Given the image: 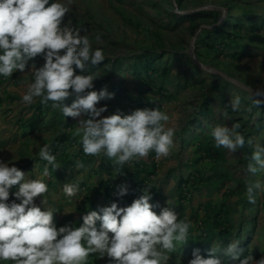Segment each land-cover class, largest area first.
Instances as JSON below:
<instances>
[{
    "label": "rangeland",
    "instance_id": "374dc122",
    "mask_svg": "<svg viewBox=\"0 0 264 264\" xmlns=\"http://www.w3.org/2000/svg\"><path fill=\"white\" fill-rule=\"evenodd\" d=\"M69 18L86 30L81 35L89 36L94 49L99 47L105 53L101 65L88 66L89 72L101 76L94 81V90L106 87L113 93L104 81L109 74L115 84L125 87L141 102L130 103L114 94V98L97 105L107 106L102 115L117 110L129 114L146 108L150 101L148 106L166 112L170 116L168 126L176 129L175 146L168 157L157 159L150 152L140 159L142 176L148 177L147 182L153 186L150 202L159 204L154 210L159 213L168 202L180 219L190 220L193 225L194 235L173 254L169 264H179L180 260L187 264L194 248L206 256L212 244L223 247L233 240L241 242L245 255L253 254L256 259L264 256V190H254L255 203H249L246 196L248 180L259 181L264 188V172L246 171L254 144L264 146V27L256 26L264 23V0H72L65 22ZM236 23L240 27L232 32ZM217 27L224 30L225 42L215 46L209 35ZM225 31L232 35L227 36ZM234 51L241 57L231 56ZM141 54L156 60L159 67L153 76L157 86L171 96L157 88L147 94L141 92L145 76L137 62ZM33 63L38 68L44 61L38 57L29 62L25 73L17 71L11 77H0V159L15 163L30 178L43 179L48 184L45 205L41 204L42 197L35 202L42 209L54 210L58 227L69 223L79 226L86 212L113 202L121 207L130 205L142 194L133 184L136 161L132 168L125 165L121 173H116L106 157L79 158L76 153L82 147L79 137L74 136L76 120L63 117L51 106L37 113L39 100L31 106L21 102L32 78L29 70ZM236 96L240 97L241 107L233 112L229 102ZM226 107L227 118L222 114ZM233 117L245 119L240 128L246 148L236 152L217 147L210 135L218 124H235ZM61 135L66 137L67 161L54 154L60 168L53 170L38 153L43 145H51ZM198 141L204 143L200 153L196 151ZM210 147L218 151L216 159L200 158L199 154L210 153ZM77 161L85 167L76 168ZM154 163L156 172L148 176ZM45 166L49 167L50 177L43 176ZM197 170L202 172V182L192 189L190 198L181 199L179 181ZM64 183L80 185V192L71 200L62 192ZM121 185L128 188L123 197L117 195ZM223 205L229 207L230 226L214 224V213ZM243 216L251 221L242 223ZM205 220L209 225L203 229ZM90 259L93 264H108L107 257Z\"/></svg>",
    "mask_w": 264,
    "mask_h": 264
},
{
    "label": "clouds",
    "instance_id": "9594fccd",
    "mask_svg": "<svg viewBox=\"0 0 264 264\" xmlns=\"http://www.w3.org/2000/svg\"><path fill=\"white\" fill-rule=\"evenodd\" d=\"M71 5L72 0H0V76L25 73L30 61L42 58V66L31 65L32 78L21 102L31 106L39 100L63 117L76 120L74 136L79 137L84 155L106 157L116 173L125 165L132 168L133 162L150 152L157 159L168 157L175 146L176 129L168 126L170 116L159 107L102 115L107 106L97 105L114 98V93L106 87L94 90V81L101 76L89 72L88 66L101 65L105 53L93 48L87 34L81 35L86 33L83 27L74 25L70 18L65 22ZM229 106L233 112L239 111L240 97L230 100ZM222 114L228 117L227 107ZM239 127L238 123L231 127L218 124L210 135L217 147L236 152L245 145ZM38 155L53 170L60 168L49 144L43 145ZM48 166L43 169L44 177L51 175ZM84 167L83 162H76V168ZM246 171L264 172V146L260 143L254 144ZM152 188L145 185L128 206L113 202L86 212L79 226L69 223L58 227L54 210L42 209L35 202L42 197L45 205L48 184L0 159V264H93L92 257H107L108 264H169L173 254L194 235L193 225L180 219L168 202L157 213L154 209L159 204L150 202ZM255 189L264 190L259 181H246L249 203H255ZM62 192L71 200L80 192V185L64 183ZM127 193L126 185L119 186V197ZM10 197H14L11 202ZM206 253L194 248L187 264H264V256L256 259L253 254L245 255L239 240L223 247L212 244Z\"/></svg>",
    "mask_w": 264,
    "mask_h": 264
},
{
    "label": "trees",
    "instance_id": "16d2710c",
    "mask_svg": "<svg viewBox=\"0 0 264 264\" xmlns=\"http://www.w3.org/2000/svg\"><path fill=\"white\" fill-rule=\"evenodd\" d=\"M258 28H262L264 27V23H261L260 25H256ZM240 27V24H235L233 27V31L234 29H238ZM224 32V30L221 27H217L215 29H213V34L209 35L210 37V42L211 45H218L220 43H224V34H222ZM227 32V36H231L232 33L230 31H225ZM231 56H233L234 58H240L241 57V53H238L237 51H234L231 53ZM138 60L137 62H140V69L144 72L145 76L142 77L141 79V92L143 94H147L148 92L154 91L156 88L158 89V91L160 93H162L163 95H170L169 91H167L166 89L162 88V87H158L157 83L155 81V78L153 76V73L158 69L159 65L156 62L155 59H153V56H149V54H141L138 55ZM3 77V76H0ZM104 81L106 82L107 86L112 90V92L118 96L121 99H125L130 103H136V104H141V102L137 99H135L128 91L125 87H123L122 85H117L115 84L111 78L109 74L105 75ZM206 103L208 104V100H205ZM204 101V104H206ZM148 104H151L150 101L147 102L146 108H153L151 106H148ZM204 104H202L204 106ZM200 105V106H202ZM50 106V104L48 106L39 104L38 105V111L37 113H41L44 110L48 109ZM206 105L205 108L206 109ZM203 109V107H201ZM33 120V119H31ZM233 122L236 124L238 123L240 126H242L245 123V119L242 117H233ZM259 129V127H258ZM238 131L241 133L243 131V129H241L240 127L238 128ZM257 129L254 130V132H256ZM206 137V136H204ZM246 140V139H245ZM66 137L65 136H59L58 138L55 139V142L52 143L51 146V152L52 154H58L60 156H62V160L63 162L67 161V151H66ZM210 142V140H209ZM204 143H202L201 141H198L197 147H196V151L198 153H200V150L203 148ZM245 147V146H244ZM246 148V147H245ZM210 153H205L204 155L199 154L200 158H204V157H213V159H216L217 155H218V151L215 150L213 147H210ZM77 156H79V158H85V155L82 151V149H79L78 152L76 153ZM142 161L138 160L136 161V168L137 170L132 174L133 176V180H134V186L136 187V189L140 192H142L141 190L144 188L145 185L149 184V182H147L148 177H143L142 176V171L144 170L142 168ZM44 163H46V161H44ZM156 168L157 165L156 163L153 164L152 170L147 171L148 172V176L150 173H155L156 172ZM203 176H202V172L200 170H197L196 173H189L187 176L183 177L180 181H179V197L181 199H188L191 196V191L193 188H198L199 184L202 182ZM109 182V181H108ZM229 213V207H225L223 205V207H220L219 210L214 213V215H216L215 218V225H229L230 223L228 222L227 219V215ZM242 223H249L251 221L250 217H245L243 216L241 219ZM203 229H205L208 225L209 222L208 221H203ZM207 237V235H206ZM245 254V253H244Z\"/></svg>",
    "mask_w": 264,
    "mask_h": 264
}]
</instances>
